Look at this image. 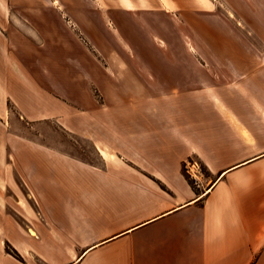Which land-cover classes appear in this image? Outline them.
<instances>
[{
  "label": "crops",
  "instance_id": "0c3cea01",
  "mask_svg": "<svg viewBox=\"0 0 264 264\" xmlns=\"http://www.w3.org/2000/svg\"><path fill=\"white\" fill-rule=\"evenodd\" d=\"M245 2L205 54L145 61L154 81L122 116L61 125L92 162L9 132L10 105L63 107L12 60L26 17L59 8L0 0V264H264V0Z\"/></svg>",
  "mask_w": 264,
  "mask_h": 264
},
{
  "label": "rangeland",
  "instance_id": "374dc122",
  "mask_svg": "<svg viewBox=\"0 0 264 264\" xmlns=\"http://www.w3.org/2000/svg\"><path fill=\"white\" fill-rule=\"evenodd\" d=\"M130 1L134 6L127 3L129 10L123 12L121 0H29L38 9L58 7L59 14L26 17L29 28L22 35L29 47L15 48L12 60L19 70L41 76L48 96L63 107H46L40 120L30 121L21 107L10 105L8 130L12 135L32 140L43 136L50 146L94 162L97 156L92 144L81 138L77 144L72 139L76 134L62 124L124 114L119 110L145 98L141 91L150 89L154 81L155 71L145 61L157 56L170 60L198 57L205 54L207 29L246 22L245 0H205L211 11L196 0H186L187 4L170 0L173 10L166 8L169 0ZM71 8L89 14L72 17ZM46 23L52 25L51 33L46 32Z\"/></svg>",
  "mask_w": 264,
  "mask_h": 264
},
{
  "label": "bare ground",
  "instance_id": "6f19581e",
  "mask_svg": "<svg viewBox=\"0 0 264 264\" xmlns=\"http://www.w3.org/2000/svg\"><path fill=\"white\" fill-rule=\"evenodd\" d=\"M102 155L105 157V159L107 160H111V156L108 154V152H106L105 150L102 151Z\"/></svg>",
  "mask_w": 264,
  "mask_h": 264
},
{
  "label": "trees",
  "instance_id": "16d2710c",
  "mask_svg": "<svg viewBox=\"0 0 264 264\" xmlns=\"http://www.w3.org/2000/svg\"><path fill=\"white\" fill-rule=\"evenodd\" d=\"M8 251L11 252V250L8 248Z\"/></svg>",
  "mask_w": 264,
  "mask_h": 264
},
{
  "label": "flooded vegetation",
  "instance_id": "af4514ba",
  "mask_svg": "<svg viewBox=\"0 0 264 264\" xmlns=\"http://www.w3.org/2000/svg\"><path fill=\"white\" fill-rule=\"evenodd\" d=\"M170 19V18H169ZM172 21V20H171Z\"/></svg>",
  "mask_w": 264,
  "mask_h": 264
}]
</instances>
